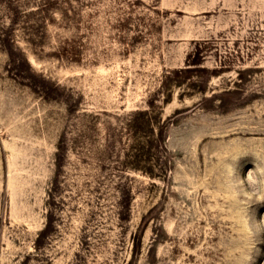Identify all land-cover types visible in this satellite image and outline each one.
Here are the masks:
<instances>
[{"label": "rangeland", "instance_id": "obj_1", "mask_svg": "<svg viewBox=\"0 0 264 264\" xmlns=\"http://www.w3.org/2000/svg\"><path fill=\"white\" fill-rule=\"evenodd\" d=\"M0 264H264V0H0Z\"/></svg>", "mask_w": 264, "mask_h": 264}]
</instances>
